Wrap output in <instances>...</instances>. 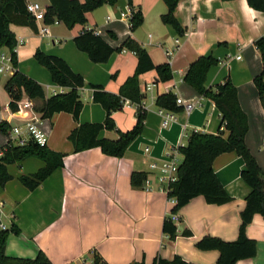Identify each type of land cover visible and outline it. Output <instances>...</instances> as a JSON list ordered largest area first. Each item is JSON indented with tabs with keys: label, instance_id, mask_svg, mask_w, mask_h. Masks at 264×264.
I'll use <instances>...</instances> for the list:
<instances>
[{
	"label": "crops",
	"instance_id": "crops-1",
	"mask_svg": "<svg viewBox=\"0 0 264 264\" xmlns=\"http://www.w3.org/2000/svg\"><path fill=\"white\" fill-rule=\"evenodd\" d=\"M131 2L143 17L134 31H130L127 20L121 19V13L130 11L128 0H117L114 5H103L86 14L84 26L68 29L57 20L46 24L48 32L44 36L38 34L43 22L35 21L34 28L10 25L17 41L16 69L36 81L46 99L68 89L51 81L48 70L34 59L37 50L64 60L82 76L84 85L78 89L82 109L77 120L66 112L41 117L46 146L64 154L63 166L33 191L26 189L19 177L36 173L44 166L42 161L28 158L19 165L7 166L11 180L0 187V222L6 230L12 226L18 230L7 237L8 257L32 260L43 252L52 264H92L96 252L107 264H151L156 257L169 261L175 256L191 264H216L219 252L199 250L196 244L207 237L225 242L238 238L241 213L250 193L240 177L244 163L238 155L224 153L212 163L230 202L218 206L207 204L201 196L190 200L176 213L179 222L175 224L174 240L162 233L163 220L174 203L159 190L158 171L150 166L160 165L169 152L186 142L190 132L217 134L218 110L183 80L192 63L211 56L218 64L208 70L205 86L214 89L229 80L235 87L248 123L245 144L264 172V108L254 83L263 72L264 84L263 63L254 46L257 39L264 37V13L250 8L246 0H179L174 12L184 29V35L179 37L161 22L167 12L162 0ZM28 3H38L44 10L48 6V0H26ZM84 30H97L98 36L113 49L130 38L148 53L155 66L168 63L172 72L166 82H160L153 70L139 76L144 95L141 107L146 112L144 129L122 158L106 156L98 148L74 153L68 140L79 125L105 120L104 109L92 100V87L101 86L106 92L117 94L137 65L136 55L126 49L114 52L105 63L91 62L73 41ZM11 76H0V123L5 121L9 127L21 123L9 108L10 96L4 88ZM168 93L182 101L176 102L182 112L156 106L157 96ZM33 101L40 114L42 101ZM166 113L173 114L174 119L163 126ZM112 119L116 130L102 131L100 138L113 141L118 138L116 131L131 130L136 123V106L124 104L112 114ZM222 133L226 139L228 131L222 129ZM7 140L0 132V149ZM132 173L143 174L149 189L144 188V182L142 187L132 186ZM184 231L190 235L184 236ZM245 234L256 242V255L236 264H264V219L254 215Z\"/></svg>",
	"mask_w": 264,
	"mask_h": 264
},
{
	"label": "trees",
	"instance_id": "trees-1",
	"mask_svg": "<svg viewBox=\"0 0 264 264\" xmlns=\"http://www.w3.org/2000/svg\"><path fill=\"white\" fill-rule=\"evenodd\" d=\"M167 12L161 16V22L170 26L179 37L184 35V29L174 16L179 0H162ZM233 1V0H223ZM117 0H48V6L44 12L43 23L52 24L59 21L68 29L75 25L84 26L87 22L86 14L100 8L103 5H114ZM248 6L256 11L264 13V0H246ZM131 16L130 31L137 29L143 21L139 10L132 8L131 0H128ZM10 25L29 26L34 28L35 20L26 9V0H0V49L6 48L12 59L15 71L5 83V90L10 96L9 108L12 112L17 110L16 102L23 94L33 100H41L39 112L42 118H50L55 113H70L74 120L78 119L82 109V103L78 95V89L82 88L84 81L82 76L74 73L64 60L56 56L44 54L37 50L34 59L50 73L51 81L62 88L68 89L66 93L56 94L45 98L42 87L33 79L19 72L15 48L17 41L10 31ZM76 48L87 54L93 63H105L114 52L123 49L133 52L137 58L134 74L126 79L120 86L117 94L106 92L101 86H93L92 100L99 104L105 111L103 123L82 124L71 131L68 140L73 146V152L79 153L93 148H98L102 154L122 158L129 144L142 133L146 117L145 110L141 107L144 95L139 88V76L148 71H155L160 82L169 81L172 72L168 63L155 66L148 53L134 40L128 38L124 43L113 49L100 36L92 30H84L74 38ZM259 52L264 67V37L254 42ZM218 61L211 56H204L192 63L185 76L184 82L191 86L199 95L209 99L220 114V127L217 134L211 135L202 132H190L186 135V142L177 148L181 156V163L177 171V180L169 185L167 197L174 199L175 204L170 214H176L187 205L190 200L201 196L210 205H223L230 202L228 196L212 168L216 157L224 153L234 152L243 163L244 169L240 177L250 188V193L245 199L246 205L241 213V224L238 238L233 242H225L217 238H203L196 247L199 250H217L219 258L216 264H236L241 260L253 258L256 255V242L246 237L245 229L258 214L264 219V172L257 164L245 144V135L248 130L247 118L239 106L237 92L232 83L227 80L224 84L214 89L205 86L208 70L216 66ZM263 72L255 78L254 83L259 99L264 108V84ZM125 102L136 106V123L126 132L116 131V140H107L99 137L102 131L116 130L112 114L122 109ZM156 106L171 112H182L176 104V97L171 94H162L156 98ZM264 124V120H263ZM222 129L228 131V137L224 139ZM10 127L3 121L0 123V132L8 137ZM3 156L0 158V187L11 180L7 166L20 164L28 158H37L44 166L36 173L19 177V182L29 191H33L49 177L56 169L63 166L64 154L50 150L46 145H39L33 140L22 146L15 145L9 140L1 148ZM145 176L141 173H132L130 182L134 187H142ZM10 233H18L15 227L8 230H0V264H52L43 252H38L35 259H19L5 255V245ZM162 233L169 239L176 238V226L170 216L164 218ZM184 236H189V231H184ZM92 264H107L96 252L92 255ZM132 264H145L132 263ZM151 264H191L175 256L172 260H164L156 257Z\"/></svg>",
	"mask_w": 264,
	"mask_h": 264
},
{
	"label": "built area",
	"instance_id": "built-area-1",
	"mask_svg": "<svg viewBox=\"0 0 264 264\" xmlns=\"http://www.w3.org/2000/svg\"><path fill=\"white\" fill-rule=\"evenodd\" d=\"M27 12L31 14L33 19L37 22H43L45 10L38 3H28L26 4ZM131 12L121 13V19L128 21V26L130 29V19ZM109 20V17L106 18ZM95 35H99L97 30H92ZM48 28L46 24L39 27L38 34L41 36L46 35ZM240 57H237L239 59ZM15 71V67L12 63L11 56L9 52H4L0 49V76L1 75H12ZM151 86L147 87L146 90L149 91ZM178 104H181L180 99H176ZM129 104V102H125ZM17 110L14 112L20 119L21 123L10 127L8 140L15 145H24L28 140H33L39 145H46V136L40 125L42 122L41 115L36 111L33 99H30L26 95H22L20 100L16 102ZM190 105H187L189 108ZM174 119V115L170 113L164 114L162 125H168ZM7 140V141H8ZM146 152L148 149L145 150ZM3 156V150L0 149V158ZM181 163V156L179 155L177 149H173L167 154V157L161 161L160 165L152 164L150 167L152 170L158 171L157 181L159 183V190L167 195L169 191V185L177 180V171ZM150 184L146 179L144 181V188L149 189ZM172 203L175 204L174 199H170ZM171 221L174 224L179 222V218L176 214H169ZM0 230H6L5 227L0 222Z\"/></svg>",
	"mask_w": 264,
	"mask_h": 264
}]
</instances>
